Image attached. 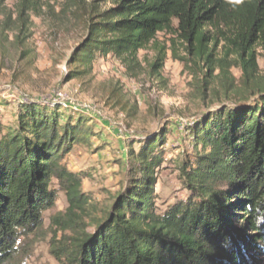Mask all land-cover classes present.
Instances as JSON below:
<instances>
[{"label": "trees", "instance_id": "16d2710c", "mask_svg": "<svg viewBox=\"0 0 264 264\" xmlns=\"http://www.w3.org/2000/svg\"><path fill=\"white\" fill-rule=\"evenodd\" d=\"M5 1L0 43L13 32L22 46L30 17L49 5L18 0L11 10ZM61 11L85 27L65 80L88 77L97 56L137 71L138 52L150 45L157 54L149 66L157 73L166 53L156 39L162 33L173 55L182 46L178 59L201 69L199 94L205 102L210 87L211 99L185 126L190 151L174 160L188 194L161 213L154 187L166 126L128 140L126 159H118L125 167L119 188L98 199L82 189L93 167L71 170L63 162L77 145L105 146L91 142L101 133L91 116L76 108L66 113L64 103L21 99L14 123L0 126V264H23L59 192L67 206L48 226L49 252L59 264H263L264 76L257 48L264 50V0H63ZM233 68L241 71L237 80ZM107 99L127 108L119 88Z\"/></svg>", "mask_w": 264, "mask_h": 264}, {"label": "rangeland", "instance_id": "374dc122", "mask_svg": "<svg viewBox=\"0 0 264 264\" xmlns=\"http://www.w3.org/2000/svg\"><path fill=\"white\" fill-rule=\"evenodd\" d=\"M17 1L5 3L14 10ZM43 1L50 10L30 17L29 37L22 46L14 43L13 32H7V40L0 43V126L14 123L17 104L23 98L64 103L66 113L70 108L85 111L91 116L95 131H101L99 138L91 139L92 144L98 146L104 141L105 146L92 151L77 145L63 162L71 170L93 167V177L83 180L82 189L92 191L98 199L119 188L125 167L118 159H126L128 140L166 126L165 159L154 187L156 211L161 213L169 204L186 198L188 192L180 185L174 160L182 159L183 151H190L185 126L205 111L211 99L210 87L205 102L199 94L201 69L180 61L177 56L185 55L183 47H176V56L173 55L167 41L169 35L159 33L156 39L159 45L166 46V53L157 73H152L149 66L157 54L155 46L150 45L138 52L137 71H127L113 56H97L88 77L65 80L66 61L85 34L84 22L71 11H61L63 0ZM24 51L26 54L22 55ZM257 52L258 74L264 76V50L257 48ZM231 72L236 80L241 75L237 68ZM113 88H119L121 101L127 102L124 111L114 106L113 99L107 103ZM66 206L65 196L59 192L54 207L44 212L43 229L33 237L23 264H59L49 252L48 226L50 217L63 212Z\"/></svg>", "mask_w": 264, "mask_h": 264}, {"label": "clouds", "instance_id": "9594fccd", "mask_svg": "<svg viewBox=\"0 0 264 264\" xmlns=\"http://www.w3.org/2000/svg\"><path fill=\"white\" fill-rule=\"evenodd\" d=\"M231 3L240 4L243 2V0H229Z\"/></svg>", "mask_w": 264, "mask_h": 264}]
</instances>
